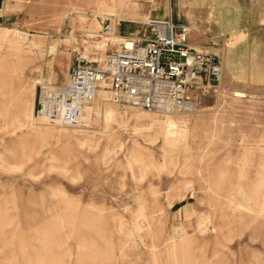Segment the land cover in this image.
<instances>
[{
	"label": "rangeland",
	"instance_id": "1",
	"mask_svg": "<svg viewBox=\"0 0 264 264\" xmlns=\"http://www.w3.org/2000/svg\"><path fill=\"white\" fill-rule=\"evenodd\" d=\"M0 1V264H264V0L229 12L248 34L197 47L223 75L190 111L113 105L82 128L35 114L74 63L66 35L124 11L141 30L158 2Z\"/></svg>",
	"mask_w": 264,
	"mask_h": 264
},
{
	"label": "built area",
	"instance_id": "2",
	"mask_svg": "<svg viewBox=\"0 0 264 264\" xmlns=\"http://www.w3.org/2000/svg\"><path fill=\"white\" fill-rule=\"evenodd\" d=\"M102 21L96 31L66 35L74 63L64 82L40 84L35 111L40 119L82 128L98 117L103 126L113 124V105L165 114L190 111L198 98L193 89L220 86L223 63L190 42V25L171 16L150 17L141 30L122 34L119 19ZM101 91L107 96L95 110ZM179 132L176 124L167 128L168 136Z\"/></svg>",
	"mask_w": 264,
	"mask_h": 264
},
{
	"label": "crops",
	"instance_id": "3",
	"mask_svg": "<svg viewBox=\"0 0 264 264\" xmlns=\"http://www.w3.org/2000/svg\"><path fill=\"white\" fill-rule=\"evenodd\" d=\"M149 1L152 5L158 2V5L148 9H139L140 15L145 14L148 18H166L171 16L178 22L190 25V42L196 47H206L205 40L228 39V37L233 36L234 33L240 32L248 34V32H246V23L244 25L239 23V18L236 16L232 21L229 16V12L235 9L234 5L241 4V1L244 2V0ZM126 12L124 11L120 14L122 15L119 17L121 23H117L116 25L119 31L122 34L139 31V29H133V25L130 24V22L133 23L135 20L129 19V13ZM242 27H244V29H242Z\"/></svg>",
	"mask_w": 264,
	"mask_h": 264
},
{
	"label": "bare ground",
	"instance_id": "4",
	"mask_svg": "<svg viewBox=\"0 0 264 264\" xmlns=\"http://www.w3.org/2000/svg\"><path fill=\"white\" fill-rule=\"evenodd\" d=\"M0 3H1V1H0ZM117 38V37H116ZM105 93V92H104ZM238 95H243L242 93H237ZM113 113H114V120H115V117L117 118V113H115V111L113 110ZM179 134H177V135H175V136H178ZM175 136H174V134H171V136H170V138H175Z\"/></svg>",
	"mask_w": 264,
	"mask_h": 264
}]
</instances>
